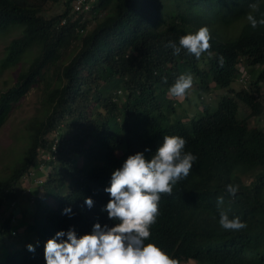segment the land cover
<instances>
[{
	"label": "trees",
	"instance_id": "trees-1",
	"mask_svg": "<svg viewBox=\"0 0 264 264\" xmlns=\"http://www.w3.org/2000/svg\"><path fill=\"white\" fill-rule=\"evenodd\" d=\"M48 2L65 8L49 15ZM72 2L0 0V31L21 29L0 72L35 52L0 91V128L32 88L42 89L46 102L45 116L26 126L23 156L0 177V264H46L45 244L58 231L74 229L79 237L97 222L114 226L118 221L102 211L113 171L146 148L150 159L163 137L173 135L198 159L172 195L161 194L145 243L177 264H264V130L237 119L241 106L246 118L264 116V27L252 29L246 19L253 3L257 18L264 16V0H95L86 14L73 13ZM201 26L211 31V56L198 60L184 49L173 55L164 46ZM239 62L251 68L248 88L240 90L234 87L243 86ZM183 73L194 82L180 101L168 89ZM214 89L224 91L219 101H205L203 93ZM28 178L37 189L31 211L21 202ZM228 184L239 186L235 197L226 193ZM220 196L245 229L221 228ZM68 207L71 213H64Z\"/></svg>",
	"mask_w": 264,
	"mask_h": 264
},
{
	"label": "clouds",
	"instance_id": "clouds-1",
	"mask_svg": "<svg viewBox=\"0 0 264 264\" xmlns=\"http://www.w3.org/2000/svg\"><path fill=\"white\" fill-rule=\"evenodd\" d=\"M251 8L253 11L246 16L250 27H264V16L258 19L254 14L259 11L258 4L253 3ZM210 40V29L201 26L195 33L181 36L178 44L170 40L164 46L171 48L173 55H179L184 49L199 60L205 53L211 56ZM221 40L225 43L227 41L223 38ZM242 63L237 65L241 75ZM218 64L223 67L222 56L219 57ZM193 82L190 73L180 74L168 89L169 95L174 98L185 97ZM186 143L180 136H164L162 144L150 159H146L144 155V152L151 151L149 148L129 155L123 165L113 171L110 186L105 188L110 199L102 211H107L108 218L118 223L102 227L97 222L91 233L79 237L74 229H69L66 233L58 231L45 244L46 264H177L174 258L154 242L145 241L149 240L150 227L157 221L161 194L172 195L174 186L189 176L198 159L193 153L185 151ZM231 151L235 157L240 154L235 147ZM225 191L235 197L239 186L228 184ZM85 204L91 208L94 202L88 197ZM223 204L224 196L218 197L221 228L228 231L245 229L247 223L239 216L230 218L228 211L222 207ZM64 213H71V208H65ZM64 236L67 239H62ZM27 248L35 251L31 244Z\"/></svg>",
	"mask_w": 264,
	"mask_h": 264
},
{
	"label": "rangeland",
	"instance_id": "rangeland-1",
	"mask_svg": "<svg viewBox=\"0 0 264 264\" xmlns=\"http://www.w3.org/2000/svg\"><path fill=\"white\" fill-rule=\"evenodd\" d=\"M48 14L52 15L55 13L62 12L65 8L63 2L61 3H47ZM168 9L172 10V8ZM13 28L10 26L8 29L0 31V60L5 55L6 47L9 42L21 35V29L18 27ZM236 28L229 29L228 32L232 33ZM7 32L6 34L4 32ZM5 34L2 36V34ZM234 34V32H233ZM35 55L34 50L30 53L26 54L22 60L14 67H10L2 72H0V91L6 90L10 87L14 82L13 79L15 77V69L16 67L23 66L26 67L31 61L32 56ZM243 64V63H242ZM203 66L208 67L206 63ZM242 70L241 80L242 83L239 85L238 83L234 87L240 90L241 88H248V80L251 78V68H248L245 64L240 66ZM1 71V70H0ZM211 86H215L213 82H210ZM187 94H192V90L190 89ZM224 94V91L219 89H214L208 94L203 93V98L205 101L214 100L216 102L219 101L221 95ZM169 97H172L169 95ZM45 95L40 88H32L24 98H22L19 102H17L12 109L9 117L7 118L6 123L0 128V177H6L10 172V169L13 164H15L20 156H23V151H25V147L27 145V131L26 126L28 122H31L33 119H42L45 116L44 108L46 106V102L44 101ZM180 101L183 100V97L178 98ZM247 109L243 106L240 107V114L238 115V121L246 119L250 127H259L264 130V116L257 118L256 116L247 117ZM53 136V135H51ZM19 158V159H20ZM29 176L37 177L36 174L31 173ZM246 181L250 182L252 179L249 177L245 178ZM32 179L28 178V181L24 183L23 187L26 189L24 195L21 197V202L27 207L28 211H31V206L29 204L32 203L33 193L37 192L36 186L33 185ZM40 184V181L35 182ZM34 183V184H35ZM41 193V191H40ZM23 228V227H22ZM17 236V235H15ZM38 236V235H35ZM33 239V238H32ZM182 264H198L195 261L182 262Z\"/></svg>",
	"mask_w": 264,
	"mask_h": 264
},
{
	"label": "built area",
	"instance_id": "built-area-1",
	"mask_svg": "<svg viewBox=\"0 0 264 264\" xmlns=\"http://www.w3.org/2000/svg\"><path fill=\"white\" fill-rule=\"evenodd\" d=\"M95 0H73L72 7L73 13L76 14H86L91 11L93 2ZM65 23V19L62 20V24ZM79 32H84L83 29H80Z\"/></svg>",
	"mask_w": 264,
	"mask_h": 264
}]
</instances>
